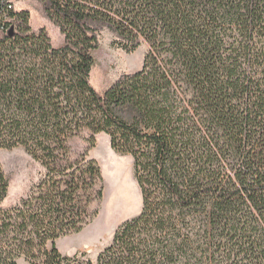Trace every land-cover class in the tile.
<instances>
[{"label":"trees","instance_id":"obj_1","mask_svg":"<svg viewBox=\"0 0 264 264\" xmlns=\"http://www.w3.org/2000/svg\"><path fill=\"white\" fill-rule=\"evenodd\" d=\"M16 1L0 0V149L45 174L8 205L0 164V264H264V0H38L58 47ZM105 31L148 51L101 92ZM99 133L133 157L143 206L94 261L57 240L96 215L101 166L70 141Z\"/></svg>","mask_w":264,"mask_h":264},{"label":"rangeland","instance_id":"obj_2","mask_svg":"<svg viewBox=\"0 0 264 264\" xmlns=\"http://www.w3.org/2000/svg\"><path fill=\"white\" fill-rule=\"evenodd\" d=\"M17 9L32 12L31 26L39 32L45 27L52 44L58 47L64 43V36L58 26L49 19L38 0H18ZM113 36L105 31L100 37L101 45L96 51V66L93 69L92 84L101 92L108 89L121 75L140 70L144 63L148 45H142L134 52L112 46ZM85 136L70 141L72 159L87 154L101 166L103 174V196L89 206L96 213L93 220L80 233L70 234L57 241L63 254L75 251L86 253L96 261L98 254L113 240L116 229L126 220L137 216L143 206L141 189L134 175V160L129 154L115 151L106 133L96 135L95 145H91ZM0 164L9 180L6 204L16 205L26 197L33 185L45 174L43 166L35 161L22 146L13 149H0ZM17 264H30L24 258Z\"/></svg>","mask_w":264,"mask_h":264},{"label":"crops","instance_id":"obj_3","mask_svg":"<svg viewBox=\"0 0 264 264\" xmlns=\"http://www.w3.org/2000/svg\"><path fill=\"white\" fill-rule=\"evenodd\" d=\"M59 240V239H58ZM57 240V241H58ZM58 246V245H57ZM78 251H75L74 253H72V254H65V255H74L75 253H77Z\"/></svg>","mask_w":264,"mask_h":264}]
</instances>
